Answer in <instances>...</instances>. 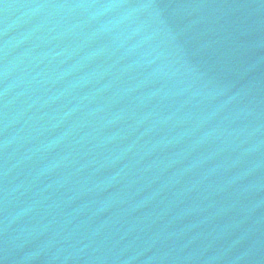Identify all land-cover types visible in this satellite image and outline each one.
I'll list each match as a JSON object with an SVG mask.
<instances>
[{
	"label": "water",
	"instance_id": "water-1",
	"mask_svg": "<svg viewBox=\"0 0 264 264\" xmlns=\"http://www.w3.org/2000/svg\"><path fill=\"white\" fill-rule=\"evenodd\" d=\"M0 264H264V0H0Z\"/></svg>",
	"mask_w": 264,
	"mask_h": 264
}]
</instances>
